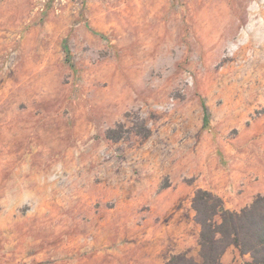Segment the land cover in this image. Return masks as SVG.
<instances>
[{
  "label": "rangeland",
  "instance_id": "obj_1",
  "mask_svg": "<svg viewBox=\"0 0 264 264\" xmlns=\"http://www.w3.org/2000/svg\"><path fill=\"white\" fill-rule=\"evenodd\" d=\"M197 188L264 194V0H0V264L197 257Z\"/></svg>",
  "mask_w": 264,
  "mask_h": 264
},
{
  "label": "trees",
  "instance_id": "obj_2",
  "mask_svg": "<svg viewBox=\"0 0 264 264\" xmlns=\"http://www.w3.org/2000/svg\"><path fill=\"white\" fill-rule=\"evenodd\" d=\"M64 49L69 60L66 40ZM202 107V129H207L209 112L204 103ZM191 205L199 225L197 257L181 252L173 254L168 264H223L221 257L231 246L241 255H249L246 264H264V194H257L239 210H231L219 195L197 188Z\"/></svg>",
  "mask_w": 264,
  "mask_h": 264
},
{
  "label": "crops",
  "instance_id": "obj_3",
  "mask_svg": "<svg viewBox=\"0 0 264 264\" xmlns=\"http://www.w3.org/2000/svg\"><path fill=\"white\" fill-rule=\"evenodd\" d=\"M225 206H226L227 208H229V209H234L233 207H231L232 205H225ZM234 210H235V209H234ZM234 254H235L237 257H239V258L244 257V258L248 259L247 261H249V259H250V257H249L248 254L241 255V254L239 253V251H238L235 247L231 246V247H229V248L224 252V254L222 255V257H221V261H222V263H223V264H228L229 261L231 262L232 259L229 260V257H230V255L233 256Z\"/></svg>",
  "mask_w": 264,
  "mask_h": 264
}]
</instances>
